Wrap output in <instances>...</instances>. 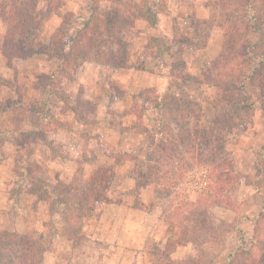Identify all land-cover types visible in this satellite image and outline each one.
Instances as JSON below:
<instances>
[{"label": "rangeland", "instance_id": "1", "mask_svg": "<svg viewBox=\"0 0 264 264\" xmlns=\"http://www.w3.org/2000/svg\"><path fill=\"white\" fill-rule=\"evenodd\" d=\"M117 1L55 0L49 8L35 0L33 39L45 49L24 59L23 43H6L12 26L0 18V232L51 236L44 264H230L231 253L233 264H258L262 244L255 258L239 249L255 230L246 218L264 204L250 185L264 147V69L253 71L264 53V0ZM218 63L236 80L252 74L242 93L250 106L224 148L216 142L211 152L206 134L215 127L217 137L218 106L236 104ZM150 165L160 173H148ZM96 174L100 202L80 216L76 247L62 231L63 209L40 195L58 182L93 183ZM123 205L138 225L149 220L136 210L179 226L155 224L159 240L141 226L122 240ZM195 221L203 229L192 243L186 235L179 246L167 242Z\"/></svg>", "mask_w": 264, "mask_h": 264}, {"label": "trees", "instance_id": "2", "mask_svg": "<svg viewBox=\"0 0 264 264\" xmlns=\"http://www.w3.org/2000/svg\"><path fill=\"white\" fill-rule=\"evenodd\" d=\"M35 0H4L3 5L0 6V18L4 20L6 18V22H10L9 25L12 26L11 31L8 32L10 34V38H6L7 42H12L11 48L15 47L17 43H23L21 52L22 55L20 56L21 59L26 57L33 56L35 54H40L44 52V47L38 41H35L34 34L37 31V23L40 17L38 10H35L36 2ZM47 2V6L49 8L52 7V2L55 0H45ZM58 1V0H56ZM117 0H112V3H118ZM18 20V23L16 22ZM85 24H90L92 17L85 20L82 19ZM99 28V26H98ZM262 27L255 28V32L261 31ZM66 36V35H64ZM101 38V36H100ZM11 39V40H9ZM257 43L264 44L263 41H259ZM90 46V45H89ZM88 47V46H87ZM260 47V46H259ZM89 49V48H87ZM51 51H57L55 49ZM262 52V51H260ZM254 55L250 53L248 56ZM256 58L259 59V62L254 65L253 71L257 69H264V53H260L256 55ZM216 70L220 68L219 63L214 64ZM226 65H223V68L220 70L219 76L220 80L222 81V85H224L226 92L228 93L227 98L234 99L236 104L234 105V109L226 110L224 108L220 109V105L218 106V112L216 114V118L222 114V119L218 117L219 122L214 123L216 126L220 124V129L217 131V137L214 141L211 139L214 138L213 133L215 132V127L212 128L210 131V135L206 134L207 138V147L210 148L212 152L214 149L216 142H220L221 148H224V143L228 141V138L235 132L237 129L236 124L231 127V125L236 122L237 120L242 119V114L240 111L248 106V98L246 95L244 96V91L248 88L246 85V80L248 78H252V74L250 75H243V78H239L236 80L235 73L232 72L230 69L228 72H225ZM209 72L208 70L206 71ZM234 89H233V88ZM236 94V95H235ZM240 94L241 97H238ZM170 99L163 97L158 100V105L161 107L167 106ZM217 108V107H215ZM220 109V110H219ZM225 118V119H224ZM215 119V116H214ZM231 122V123H230ZM223 126V127H222ZM237 126H239L237 124ZM210 138V139H209ZM219 146V145H218ZM151 147V146H150ZM220 148V147H219ZM218 148V149H219ZM207 150V149H206ZM209 150V149H208ZM209 153V151H206ZM215 153V152H214ZM215 155V154H214ZM148 161L152 163L154 162L153 155H149ZM207 162H209L207 160ZM159 163V162H158ZM146 166V165H145ZM255 167H256V177L250 183L257 191L261 192L264 197V191H262L261 187V175L264 173V147L262 148L261 152L257 153L255 156ZM149 170V169H148ZM155 171L156 173H160V168L157 166L150 165V171ZM147 174V173H146ZM154 174V173H153ZM96 174L94 178H92L93 183L89 181H85L86 184H83L80 181L76 184H65L64 182H58L54 186H48L46 188V192H43V195L40 197L46 201H51L54 205L63 209L64 212V226H63V233L64 235L68 236V238L73 242V246H79L83 243L84 235L82 230L79 228V219L80 216L84 215L88 211L94 213L95 207L94 204H97L99 201L100 195L97 193V179L102 181L104 180L102 176H98ZM144 177V173H140L138 178ZM263 176V175H262ZM98 177V178H97ZM261 177V178H260ZM145 179V178H144ZM89 180V179H88ZM163 181V179H162ZM145 183L147 181H144ZM96 184V185H95ZM99 198V199H98ZM143 208V206H141ZM231 209L230 206L226 207ZM167 219L170 226H179L175 225V223L170 219ZM255 225V230L253 236L250 239V246L249 248L239 249L243 251V254L250 258H255V256H251L252 249L256 243L262 244L264 248V207L261 212L251 220ZM194 225L191 226L189 232L182 233L180 232L179 237L177 239H170L167 241L168 243H172L175 246H179L182 243L179 242V238L181 235H186L190 238L189 243H192V235L197 231L203 229V225L199 221H195ZM197 228V229H196ZM233 231H238L241 233V238L243 244H247L249 242V237H247L238 227L233 229ZM62 233V234H63ZM191 236V237H190ZM52 249V239L51 236H33L28 234H20L17 232H0V264H44V257L47 252ZM261 252V249L259 250ZM236 255L235 253H231L228 256V260L230 259L229 263L233 264L234 260L231 261ZM260 261L264 262V252L259 255ZM255 260V259H254ZM248 261H251L248 259ZM257 261L258 264L261 262Z\"/></svg>", "mask_w": 264, "mask_h": 264}, {"label": "crops", "instance_id": "3", "mask_svg": "<svg viewBox=\"0 0 264 264\" xmlns=\"http://www.w3.org/2000/svg\"><path fill=\"white\" fill-rule=\"evenodd\" d=\"M261 196H262L263 201H264L263 195H261ZM263 207H264V204H263ZM263 207H262V209H263ZM224 209H226V208H224ZM131 210L132 209H130L129 206H125V205L120 206V211H122V216L120 217V224H121L120 228L122 229L120 234H121L122 240L130 239V238L134 239L135 231L139 230L138 233H140L141 232V226H144L143 227L144 230H142L143 234H145L144 236L147 238V236L150 235L151 237H154L155 240L156 239L159 240L158 239L159 237H155L154 235H151L152 234L151 229H153V227H155V224L159 223V224H161V227H163L164 229L167 228V229L171 230V226H170L169 222L164 223V222H161L159 219L149 217L148 215L151 214L149 211L146 212V211L136 210L137 212H139V214H143L144 220H149L148 224L143 223V225H141V224L138 225V224H136V220L134 219V216L133 217L129 216V212ZM253 218H246V219H248L247 221H249L250 223H252L254 225V223L251 221Z\"/></svg>", "mask_w": 264, "mask_h": 264}]
</instances>
